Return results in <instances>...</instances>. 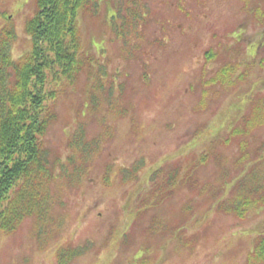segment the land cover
<instances>
[{"label":"rangeland","instance_id":"obj_1","mask_svg":"<svg viewBox=\"0 0 264 264\" xmlns=\"http://www.w3.org/2000/svg\"><path fill=\"white\" fill-rule=\"evenodd\" d=\"M97 1L77 14L78 72L47 85L44 144L66 164L52 219L0 231V264H61V248L84 249L64 264H248L264 202L241 216L220 205L249 163L264 195V121L243 122L264 97V0ZM36 8L0 0L13 58L31 49ZM226 65L232 81L211 82ZM158 166L175 175L162 199Z\"/></svg>","mask_w":264,"mask_h":264},{"label":"trees","instance_id":"obj_2","mask_svg":"<svg viewBox=\"0 0 264 264\" xmlns=\"http://www.w3.org/2000/svg\"><path fill=\"white\" fill-rule=\"evenodd\" d=\"M91 2L98 1L36 0V11L25 25L32 46L18 58L11 56L14 33L6 31L0 36V231L5 233L15 230L29 216L37 219L41 229L52 219L54 195L51 186L59 174L54 167L63 169L66 164L54 159L44 144L43 134L54 118L53 103L47 101L52 89L47 85L63 76L70 79L78 72L82 60L77 57V14ZM233 72V67L223 66L211 82L227 85L232 81ZM262 121L264 97L254 101L251 116L243 122L251 127ZM83 142L80 132L74 139V148L84 145L82 149L85 150ZM84 152L86 154V150L81 151ZM156 168L157 173L154 168L150 179L155 185L153 191L158 192L156 197L162 199L167 188L175 183L174 169ZM243 173L235 184L236 179L231 182L237 187L233 201L220 205L222 210L233 209L239 216L254 204L264 202V195L254 199V190L262 185L257 177V181L254 180L251 163ZM83 251V248H61L59 263L68 262ZM260 262H264V234L257 237L248 258V264Z\"/></svg>","mask_w":264,"mask_h":264}]
</instances>
